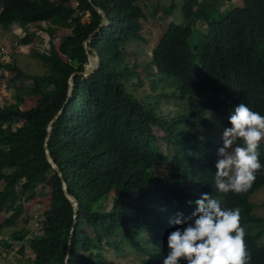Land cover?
<instances>
[{
    "label": "trees",
    "instance_id": "obj_1",
    "mask_svg": "<svg viewBox=\"0 0 264 264\" xmlns=\"http://www.w3.org/2000/svg\"><path fill=\"white\" fill-rule=\"evenodd\" d=\"M92 1L109 19L89 41L99 66L89 75L73 76L86 69L84 41L102 22L94 5L0 0L3 29L13 24L44 29L46 23L52 36L56 26L69 29L58 48L52 41L48 51L33 46L31 55L47 68L42 75L0 59V70L13 73L6 86L15 90L14 102L0 104V213H11L0 220V235L16 224L42 184L50 187L39 221L42 235L27 238V228L12 233L13 240H28L35 264H122L117 261L123 253L133 251L145 254L138 264H164L169 234L187 227L171 221L177 213L191 216L194 202L207 193L222 208H240L250 264H264L262 233L253 231L256 224L264 226V215L255 214L250 199L264 186V169L248 191L219 192L213 185L223 140L207 133L231 127L228 117L241 102L264 115V0H242L241 6L224 9L232 0H183L186 23L171 20L150 50L152 88L158 87L153 75L176 77L174 90L165 95L182 101L193 96L206 115L165 114L159 95L143 99L129 89L145 84L137 61L127 60V46L143 38L148 16L139 0ZM197 22L204 26L197 28ZM35 34L27 32L20 43L33 45ZM26 79L33 81L38 99L24 109L19 83ZM60 111L48 145L79 202L77 215L45 150L49 123ZM16 121L21 125L14 126ZM258 151L264 165V141ZM156 165L169 166L168 174L155 173Z\"/></svg>",
    "mask_w": 264,
    "mask_h": 264
},
{
    "label": "rangeland",
    "instance_id": "obj_2",
    "mask_svg": "<svg viewBox=\"0 0 264 264\" xmlns=\"http://www.w3.org/2000/svg\"><path fill=\"white\" fill-rule=\"evenodd\" d=\"M76 4V3H75ZM139 4L144 8L148 20L143 23L142 36L139 41H133L127 46L128 56L127 60L138 63L137 70L140 75L145 78L144 86L131 89L140 98H147L150 94L152 96L159 95L160 110L165 114H190L198 113L206 115V112L199 107L196 102V98L188 96L185 100L175 99L168 97L165 94L171 93L178 79L176 77H166L161 74L153 75V79L156 80L157 88L154 90L150 84L148 77V64L150 62V50L157 43L159 35L164 31L165 26L171 21L179 23H186V18L182 14L183 0H139ZM242 0H232L226 2L222 8H232L235 6H241ZM197 28H202V25H198ZM201 24V23H199ZM46 23H43L44 29L29 27L24 29L18 24H13L9 29H3L0 26V59L3 62L15 61L21 66L27 73L42 75L47 72V68L34 56L31 55L33 46L38 51H48L50 48V42L52 41L55 47H59L62 36L69 33V29L55 27V34L52 36L46 27ZM195 29V28H194ZM27 32H36L33 45H22L20 39H22ZM196 39L197 34H193ZM154 69V68H153ZM155 71V69H154ZM2 74V75H1ZM13 75L7 69L0 70V104H9L15 101L14 89H8L6 84L7 80ZM136 82V79L135 81ZM19 91L23 95L24 101L21 107L24 109L31 108L37 102L38 95L33 90V81L26 79L19 83ZM154 101V100H152ZM21 125V122L16 121L14 126ZM157 132L163 134L157 129ZM207 133L217 137L218 140L222 138V129L212 127ZM154 172L165 176L169 172V166L156 165ZM3 183L0 182V188ZM37 192L40 193L35 199L25 202L23 212L18 217L17 222L12 227H7L2 230L0 235V264H35L33 262L34 254L29 248V242L27 239L24 241H17L12 239V233L15 230H22L27 228L29 234L27 238L35 235H42V231L39 229V221L42 219L43 212L48 208V198L50 194V187H44V185H37ZM251 201L256 205L255 214L257 216L264 215V209L262 208V202L264 200V186L257 192L251 195ZM111 200L106 202V208H110ZM11 213H0V220L3 217L9 216ZM27 220V221H26ZM254 227L253 231L261 232V241L264 240V226ZM6 244H11L8 247ZM22 246L23 251H22ZM145 254H137L135 251L123 253V256L118 259L117 262L122 264H138L142 260ZM116 260V259H115Z\"/></svg>",
    "mask_w": 264,
    "mask_h": 264
},
{
    "label": "clouds",
    "instance_id": "obj_3",
    "mask_svg": "<svg viewBox=\"0 0 264 264\" xmlns=\"http://www.w3.org/2000/svg\"><path fill=\"white\" fill-rule=\"evenodd\" d=\"M228 119L231 127L222 132L213 187L221 193L239 194L248 191L264 169L258 151L264 141V115L241 102ZM238 140L243 146L236 144ZM194 203L197 208L191 216L183 218L177 213L171 221L187 227L169 234L170 251L164 264H180L181 259L187 264H250L240 208H222L220 201L207 193Z\"/></svg>",
    "mask_w": 264,
    "mask_h": 264
},
{
    "label": "water",
    "instance_id": "obj_4",
    "mask_svg": "<svg viewBox=\"0 0 264 264\" xmlns=\"http://www.w3.org/2000/svg\"><path fill=\"white\" fill-rule=\"evenodd\" d=\"M88 1L93 4L92 0H88ZM94 7L99 13L102 14V22H101L100 26L97 29H95L88 36V38L84 41V48H85V51H86V53L88 55V60H89L86 69L84 71H82V72L73 73V76L75 74H78V73L79 74H84V75H89V74L93 73L99 66V58H98V56L96 54H93L91 52V48L89 46V41L101 29L102 26H104V25L109 23V19H108L107 13L102 8H100V7L96 6V5H94ZM73 88H74V80H73V77H71L70 80H69V95L70 96H71V94L73 92ZM60 113H61V111L49 123L48 136H47L46 142H45V150H46L48 161L50 162L52 167L58 172L59 176L61 177V179L63 181V191H64L66 197L72 203V205L74 207L75 215H77L78 211H79V202H78V200L76 199V197L74 195L69 193L67 182L64 179L63 173L61 172L59 166L57 165V163L53 159V157H52V155L50 153V150H49V145H48L49 137L51 136L52 131H53L54 121L58 118ZM68 258H69V255H68Z\"/></svg>",
    "mask_w": 264,
    "mask_h": 264
}]
</instances>
